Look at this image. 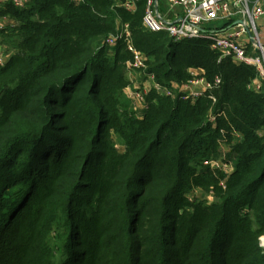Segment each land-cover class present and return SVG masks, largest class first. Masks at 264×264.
Masks as SVG:
<instances>
[{
    "label": "trees",
    "instance_id": "trees-1",
    "mask_svg": "<svg viewBox=\"0 0 264 264\" xmlns=\"http://www.w3.org/2000/svg\"><path fill=\"white\" fill-rule=\"evenodd\" d=\"M116 1L0 3V264H264V78ZM122 24L160 87L141 113ZM192 68L219 79L194 101ZM222 145L229 172L204 164Z\"/></svg>",
    "mask_w": 264,
    "mask_h": 264
},
{
    "label": "built area",
    "instance_id": "built-area-1",
    "mask_svg": "<svg viewBox=\"0 0 264 264\" xmlns=\"http://www.w3.org/2000/svg\"><path fill=\"white\" fill-rule=\"evenodd\" d=\"M30 0H0V3L12 2L15 6L22 7ZM119 5L127 10L134 9L133 0H117ZM169 9L176 6L182 7V15L175 21H168L160 17L155 9V0H147V5L141 19L142 27L148 32H165L174 40L202 38L210 42V47L220 53L219 58L230 56L238 63H245L257 67L259 74L264 78V44L260 40V33L257 28L256 20L264 16V7L262 0H167ZM224 22L221 29L207 28L212 22ZM8 22L6 17L0 18V30ZM123 39L126 42L127 50L131 53V62L129 64L138 69H145L144 56L132 45L130 31L127 24L119 26L116 35L106 39V46L112 48L117 41ZM252 46L251 51L259 50V55H252L247 45ZM0 49V64H3L7 58ZM128 60V61H130ZM202 69H190L191 79L186 83L195 89L181 92L184 100L194 101L201 97L207 90L212 89L219 83L216 78L213 83L205 80L199 71ZM147 79L153 80V76ZM154 82V81H153ZM157 89L160 87L154 82ZM260 84L256 83L255 89H259ZM167 95H172L173 91L168 88L161 90ZM145 91L141 86L134 87L128 93L132 99L133 105L141 103L145 107ZM212 100L214 98L210 96ZM209 121L215 122V115H209ZM211 162V163H210ZM211 166L219 167L226 171H231L232 163L218 164L216 161H210ZM263 246V245H262Z\"/></svg>",
    "mask_w": 264,
    "mask_h": 264
},
{
    "label": "crops",
    "instance_id": "crops-1",
    "mask_svg": "<svg viewBox=\"0 0 264 264\" xmlns=\"http://www.w3.org/2000/svg\"><path fill=\"white\" fill-rule=\"evenodd\" d=\"M29 3V2H28ZM262 6L264 7V0H262ZM154 9L156 11V13L168 20V21H175L177 20L181 15H182V7L180 6H176L173 9H169V4L167 2V0H155L154 3ZM224 24V22H220L219 24L214 23L213 26H207V28H215V29H221L222 25ZM263 43V41H262ZM264 44V43H263ZM251 45L249 44V46L247 45V48H249V50L251 49ZM1 51L4 52V48L3 46L1 47ZM199 74H202V70L199 71ZM261 76H259L256 80L253 81V87L255 88L256 83L261 84ZM136 84L141 86L145 91H148L150 88L155 87L153 80L150 79H146V80H140V81H136ZM175 87L180 90L181 92H186V91H190L195 89V87L193 86H189L186 83L185 84H181L179 86ZM156 88V87H155ZM136 109L138 110V113H141L143 111V107L142 104H136Z\"/></svg>",
    "mask_w": 264,
    "mask_h": 264
},
{
    "label": "rangeland",
    "instance_id": "rangeland-1",
    "mask_svg": "<svg viewBox=\"0 0 264 264\" xmlns=\"http://www.w3.org/2000/svg\"><path fill=\"white\" fill-rule=\"evenodd\" d=\"M116 3L119 5V2L118 1H116ZM214 23L219 24L220 22L219 21L212 22V23H210L207 26H213ZM256 24H257L258 31L260 33V40H261V42L263 41V43H264V16L261 17V18H259V19H257L256 20ZM108 52H109V55H110V52L112 53V50H109ZM249 52L252 55H254V56L255 55H259V50L257 48H256L255 51L249 50ZM129 62H131V60L130 61H127L125 63V68H126L125 76H126L128 82H129V84L126 87V90H125L126 96L128 95L127 92L130 93L133 90L134 87H139V85L136 84V81H140V79L137 80V78H136L137 77L136 71L138 70V68H135V67L131 66L129 64ZM117 146H118V149L120 151H122L123 148L121 146H119V145H117ZM224 153H225V147L222 145V148L221 149L220 148L218 149V154H219L218 158L211 159L209 161H205L204 164L205 165L206 164L209 165V162L210 161H216L218 164H220V162L221 163H224L222 161V159H220V156H223ZM212 167H214V166H212ZM226 172H229V171H226ZM192 194H193L194 198H196V199H200V198L202 199L203 197H206V198H208L210 200L211 199L212 192L210 191L208 193H205V192L201 191L200 189H195L192 192ZM260 245L261 246L263 245V247H264V244H262V241H261V237H260Z\"/></svg>",
    "mask_w": 264,
    "mask_h": 264
},
{
    "label": "bare ground",
    "instance_id": "bare-ground-1",
    "mask_svg": "<svg viewBox=\"0 0 264 264\" xmlns=\"http://www.w3.org/2000/svg\"><path fill=\"white\" fill-rule=\"evenodd\" d=\"M262 244H264V236L261 237Z\"/></svg>",
    "mask_w": 264,
    "mask_h": 264
}]
</instances>
